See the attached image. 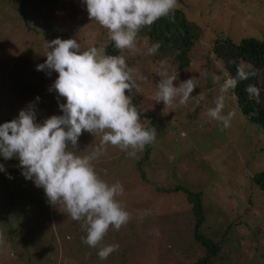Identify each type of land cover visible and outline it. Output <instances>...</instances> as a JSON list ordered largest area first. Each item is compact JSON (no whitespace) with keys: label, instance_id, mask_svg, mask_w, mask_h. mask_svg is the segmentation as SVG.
Returning a JSON list of instances; mask_svg holds the SVG:
<instances>
[{"label":"rangeland","instance_id":"obj_1","mask_svg":"<svg viewBox=\"0 0 264 264\" xmlns=\"http://www.w3.org/2000/svg\"><path fill=\"white\" fill-rule=\"evenodd\" d=\"M29 1L30 6H23L26 18H20V0H0V33H5L0 39V124L17 118L30 102H35L39 123L62 115L58 105L65 100L49 91L58 74L36 70L46 60L45 41L75 38L81 51L95 45L105 53L110 41L107 30L89 20L82 0ZM177 8L205 31L189 52L190 68L178 69L167 54H143L152 45L149 38L139 42L141 52H123L129 67L147 77L139 82L140 90L131 94L133 100L141 113L158 120L152 158L143 168L148 179L134 172L131 157H122L116 167H110L108 163L118 155L111 145L94 161L103 179L119 181L124 187L117 199L132 218L119 231L110 229L103 241L118 244V250L105 260L95 253L80 256L84 252L79 247L91 251L82 241L81 223L48 203L43 189L21 174L17 158L5 161L0 156L6 168L0 172V233L5 238L0 264H194L204 252L194 237L192 204L180 190L163 193L158 189L177 185L202 193L207 218L198 232L206 239L222 241L223 264H264V190L255 180L264 171V134L240 114L228 91L223 114L234 113L230 127L222 130L219 121L207 116V109L215 106L221 94L220 85L212 93H203L199 103L189 99L180 105L177 100L169 107L154 99L161 61L177 76L174 84L178 86L203 75L206 52L217 37L264 39V0H178ZM216 64L214 69H221ZM259 78L264 80V68ZM150 121L148 117L141 120L144 125ZM99 143V135L85 132L79 137L78 151L87 154ZM147 210L152 214L141 220Z\"/></svg>","mask_w":264,"mask_h":264},{"label":"clouds","instance_id":"obj_2","mask_svg":"<svg viewBox=\"0 0 264 264\" xmlns=\"http://www.w3.org/2000/svg\"><path fill=\"white\" fill-rule=\"evenodd\" d=\"M88 18L107 30L108 38L121 53L141 52L140 33L157 20L173 14L178 0H82ZM159 42L147 48L145 55H156ZM44 63L36 66L49 76L57 77L49 91L65 100L59 103L62 115H52L37 122L35 102L19 111L18 117L0 124V156L5 161L17 158L18 167L26 180L42 188L49 204L62 210L73 221L81 222L83 243L97 248L101 260L119 248L118 244H104L110 229L119 231L131 220V214L117 199L124 187L119 181L109 183L102 178L94 161L107 152L109 145L135 158L147 146L156 142L157 129L145 127L141 113L133 103L132 93L140 90L147 79L138 69L129 67L124 55H107L93 45L81 51L75 38L59 37L45 41ZM157 75L155 102L165 106L185 105L189 99L204 100L202 93L193 95L197 83L193 78L174 84L177 76L170 73L166 61H161ZM249 73L238 69L220 85V95L214 107L207 109L210 119L219 121L222 130L230 127L234 113L223 114L224 94L234 88ZM215 83L220 77L213 74ZM250 98L259 100L255 85L246 88ZM36 101L40 100L37 96ZM100 136V143L91 152L78 151L83 133ZM0 172H6L0 164ZM8 175V179H12ZM151 210L142 216L151 215ZM5 238L0 233V245Z\"/></svg>","mask_w":264,"mask_h":264},{"label":"trees","instance_id":"obj_3","mask_svg":"<svg viewBox=\"0 0 264 264\" xmlns=\"http://www.w3.org/2000/svg\"><path fill=\"white\" fill-rule=\"evenodd\" d=\"M24 5L30 6L31 1L20 0V18H26L23 8ZM3 29L5 32L11 33L10 30H7V28L4 27ZM204 33V29L186 17L183 10L177 8L173 14L157 20L151 27L144 28L140 33V41L144 38H149L151 44L159 42L160 48L158 50L157 57H159L160 54H167L168 58L173 59L176 62L178 69H184L190 68L192 58L189 56V52L192 50L194 42L202 40ZM3 34L5 33L1 31L0 39H3ZM107 47L108 48L105 53L107 55H124L123 53L118 54L120 51L115 48L114 42L111 40L107 44ZM206 54L207 55L204 61L205 66L203 65L202 67L204 72L203 75L201 73L197 76V88L194 90L193 95H196L197 93H212L213 88L221 85L225 82V80L231 77H236L238 69L242 68L246 73H249L248 78L239 80L234 88L228 90V94L235 98V106L236 109L239 110L240 114L249 123L256 125L257 130L264 134V80L259 78V73L264 68V39H259L256 36H249L243 37L240 40H235L230 36L221 35V37H217V39L212 42ZM153 56L156 57V55ZM216 63L222 65L221 69H214V65H217ZM243 63H248L249 65L247 64L246 66H242ZM213 74L220 77L219 84L214 82ZM199 80L202 82L198 83ZM249 85H255L256 88L260 90L259 100L250 98L249 93L246 91V88ZM133 103L137 105L135 100H133ZM147 117L151 119V121L147 123L145 127H155L158 130L156 127L158 126V120L152 116H146L141 113L142 121ZM154 148L155 143L147 146L143 152L137 154V158H134L136 166L133 170L134 172L137 171L143 180L148 179L143 168L151 161V154ZM117 149L118 150L115 154L118 155L108 163L109 166L111 165L116 167L117 163L123 159L122 157H129L125 152H122L119 148ZM255 180L263 192L264 171L256 174ZM158 189H160L163 193L179 192L178 190H180L185 193L187 201L192 204L191 213L196 218V230L194 237L200 242L201 249L204 252L203 255L194 262V264H223L222 260L224 258L221 252L222 241L220 240L221 242H216L211 239H206L198 232L207 218L204 210L202 193L199 192L198 194H195L188 188L180 185L169 188L161 186ZM223 235H225V232H223ZM71 241L72 239L70 240V244ZM64 244L67 245V243ZM79 250L84 252V254H81L80 256L88 258L90 255L95 253L96 258H99L97 255V248H91L89 253L87 252V249L83 247H79ZM63 263L64 262H62V264ZM89 264L92 263L89 262Z\"/></svg>","mask_w":264,"mask_h":264}]
</instances>
